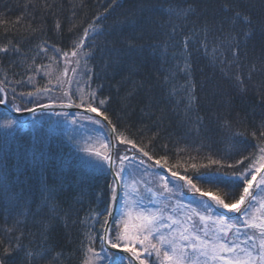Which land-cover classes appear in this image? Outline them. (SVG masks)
<instances>
[{"label":"trees","instance_id":"trees-1","mask_svg":"<svg viewBox=\"0 0 264 264\" xmlns=\"http://www.w3.org/2000/svg\"><path fill=\"white\" fill-rule=\"evenodd\" d=\"M221 3L222 0H0V48H8L7 52L0 51V88L7 94V103L20 109L57 99L80 104L83 96L85 106L91 102L106 113L116 125V132H124L156 158L166 155L173 171L192 175L198 186L215 191L213 184L196 180L193 164L198 166V172L240 173L264 147L258 131L264 122V0H232L235 9L250 17L251 25L242 19L233 25L228 19L232 13L221 12ZM190 6L193 11L184 15L182 10ZM89 24L99 34L89 29L85 39L84 30ZM245 32L251 33L246 41ZM233 37L239 41L237 57L228 47ZM126 38L134 39L138 50L116 63L113 50L126 48ZM81 39L84 48L73 57L71 52ZM16 45L19 50L13 51ZM89 50L92 55L86 60L84 52ZM186 54H190V79L196 84L199 99L187 114L184 89L189 77L182 71ZM224 60L230 63H221ZM93 92L94 98L89 95ZM100 100L105 104L100 105ZM83 115L99 119L67 109L38 110L21 117L0 107V162L6 160L14 180L25 190L30 188L35 198L24 223L19 225L16 220L23 209L0 200V260L4 264H30L26 255L29 249L33 253L47 249L42 258L33 256L31 264H84L90 256L89 238L94 241L91 246L100 250L103 216L95 214L109 206L112 174L106 164L94 159L81 174L78 161L88 157L76 150L66 132L69 127L78 129L73 133L76 138L103 137L109 132L102 120L101 124L80 121L83 127L71 124L73 117L80 120ZM197 116L202 118L198 131L194 130ZM7 119L23 126L5 128L3 122ZM225 121L232 123L231 129L223 126ZM253 130L257 137L251 135ZM237 131L245 135L234 136ZM38 143L50 157L48 166L41 170L26 159L20 175L16 165L21 154L30 157ZM115 151L128 156L134 152L130 145L118 141ZM209 158L220 164L210 165ZM155 170L160 175H171L162 165L155 166ZM42 175L57 193L58 218L52 219L47 229L40 221L49 220L50 210L43 208L40 216L33 215L39 203ZM219 187L237 195L242 190L231 185ZM183 191V202L189 203L193 196L187 189ZM252 191L255 194L257 190L254 187ZM176 198H180L179 193ZM247 206L246 200L242 209ZM259 206L257 202L253 210ZM119 211L117 208V218ZM21 231V250L4 255V248H13Z\"/></svg>","mask_w":264,"mask_h":264},{"label":"snow or ice","instance_id":"snow-or-ice-1","mask_svg":"<svg viewBox=\"0 0 264 264\" xmlns=\"http://www.w3.org/2000/svg\"><path fill=\"white\" fill-rule=\"evenodd\" d=\"M182 11L184 15H187L193 9L190 6ZM221 12L232 13L228 19L233 25L241 19L244 24L251 25L252 23L249 16L233 7L232 0H222ZM89 29L93 34H99L96 27L89 24L88 28L84 30L85 39L89 37ZM250 38L251 33L245 32V41ZM124 42L127 45L126 48L113 50V59L116 63L138 50L134 39L126 38ZM228 47L232 49L233 57H237L239 41L235 37L229 42ZM83 48L84 39H81L74 46L71 55L76 57L77 50ZM18 50L19 46L16 45L13 51ZM0 51L7 52L8 48H0ZM185 51L187 53V48ZM213 52H216V49H213ZM64 55L68 56L69 54L64 53ZM91 55V50L84 52L86 60ZM189 56L190 54H186L182 69L189 77L184 89L186 114L199 103L195 94L196 84L190 79ZM221 63L230 62L224 60ZM66 72L67 69H65ZM240 82L242 83V81ZM2 83L3 81H0V84ZM37 91L40 90L37 89ZM0 93H3L0 97V104H5L7 94L3 92L2 88H0ZM25 95H33V93ZM89 95L94 98L95 93ZM13 100H15V96H13ZM71 103L72 101L69 99V104ZM99 104L104 105L105 100H100ZM79 106L85 107L83 96ZM43 107L50 106L44 105ZM86 107L88 112L98 113L103 117V121L110 126V132L103 137L76 138L73 133L78 132V129L69 127L66 132L67 139L77 151L88 157H81L78 161L81 174L92 164L94 159L107 165V170L112 174V184L109 186V206L103 213L95 214L103 216L101 225L103 235L99 237L101 248L97 251L95 247H92L94 241L89 238L88 252L90 256L84 261V264H150V261L151 264H264V147L259 148L260 154L254 157L250 166L240 173L198 172L196 171L198 166L193 164L191 167L196 180L211 183L216 189L214 191L210 187L204 190L194 182L192 175H181L179 171H173L167 163L166 155L156 158L145 151L144 147L136 144L133 139L128 138L124 132H116V125L112 123L106 113L101 112L98 107H94L91 102H88ZM27 110L33 111V109ZM16 111H20V108H16ZM64 115L68 114L64 113ZM83 120L93 121L95 124L102 123L95 117L83 115L80 120L73 117L71 124L77 125ZM201 122L202 118L197 116L194 130H199ZM3 125L5 128L15 125L17 129L23 126L12 119L5 120ZM80 126L83 127L82 124ZM223 126L231 129L232 123L225 121ZM258 131L259 138L264 140V122L258 126ZM113 134L116 141L131 146V149L134 150L132 156L116 153L115 144L111 143ZM233 135L239 137L245 133L237 131ZM251 135L257 137V131L253 130ZM4 154L5 157L9 155L7 133L4 140ZM26 159L41 170L45 169L50 162V157L39 143L33 146L30 157L26 158L21 154L16 165V172L20 175H23ZM209 163L210 165H219L220 161L209 158ZM237 163H241V161ZM157 165H162L171 175H160L155 170ZM13 175L6 160L0 162V200L4 204L19 205L23 209L18 213L16 220V224L19 225L24 223L23 218L31 210L35 198L31 189L25 190L20 187V182L15 181ZM258 176L259 180H257ZM219 185L241 187L242 190L237 195L227 188L222 190ZM254 187L257 190L255 194L252 191ZM184 189H187L193 196L189 203L183 202ZM177 193H179V199L176 198ZM246 200L248 206L242 209ZM257 202L260 206L253 210L252 206ZM113 207L120 210L118 218L113 215ZM43 208H48L52 214L49 220L40 221L47 229L50 221L58 218L57 193L54 188L47 185L42 175L39 203L36 205L33 215L40 216ZM218 209L227 211L221 213ZM109 216L113 218L111 226L108 225ZM14 228L8 231H12ZM113 229H115L114 233ZM23 235L21 231L16 237L17 243L13 248H4V255L7 256L12 251L21 250L19 241ZM46 252L47 249H42L33 253L29 249L26 250V255L31 264L33 256L42 258ZM0 264H4V261L0 260Z\"/></svg>","mask_w":264,"mask_h":264},{"label":"water","instance_id":"water-1","mask_svg":"<svg viewBox=\"0 0 264 264\" xmlns=\"http://www.w3.org/2000/svg\"><path fill=\"white\" fill-rule=\"evenodd\" d=\"M44 105H49L50 107H43ZM0 107L7 109L8 111H10L15 116L26 115V114H30L32 112H35V111H38V110H44V109H67V110H73V111L88 113V114H91L93 116H96L97 118H99L100 120L103 121V117L99 116L98 113H90V112L87 111V107L86 106L85 107H80L79 104L74 103V102L69 104V101H48V102H44V103H40V104L34 105L32 107H29V108L20 109V111H16V109L13 108L7 102L5 104H0ZM27 109H33V111H28ZM104 123L106 124V126L108 128V132H110V126L107 125L106 122H104ZM111 143L115 144L114 134H113V139H112ZM115 212H116V208L113 207V215H115ZM112 220H113V218L111 216H109L108 217V225L109 226H110Z\"/></svg>","mask_w":264,"mask_h":264},{"label":"rangeland","instance_id":"rangeland-1","mask_svg":"<svg viewBox=\"0 0 264 264\" xmlns=\"http://www.w3.org/2000/svg\"><path fill=\"white\" fill-rule=\"evenodd\" d=\"M51 101H65V100H59V99H57V100H51ZM25 116H27V115H22L21 117H25ZM116 212H117V209H116ZM115 216V215H114ZM230 236H231V234H230Z\"/></svg>","mask_w":264,"mask_h":264},{"label":"bare ground","instance_id":"bare-ground-1","mask_svg":"<svg viewBox=\"0 0 264 264\" xmlns=\"http://www.w3.org/2000/svg\"><path fill=\"white\" fill-rule=\"evenodd\" d=\"M80 105V104H79ZM106 125V124H105Z\"/></svg>","mask_w":264,"mask_h":264}]
</instances>
